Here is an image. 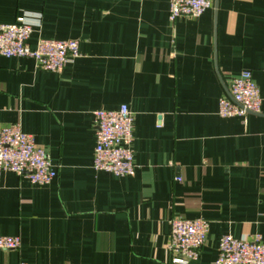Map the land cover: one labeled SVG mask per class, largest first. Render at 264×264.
<instances>
[{"label":"crops","instance_id":"1","mask_svg":"<svg viewBox=\"0 0 264 264\" xmlns=\"http://www.w3.org/2000/svg\"><path fill=\"white\" fill-rule=\"evenodd\" d=\"M169 0H0V22L26 15L40 38L77 39L60 73L0 56V126L19 123L57 175L39 185L0 175V236H19L0 264H177L169 219L202 218L195 260L212 264L223 234L264 239V0H212L197 18H168ZM249 70L257 113L217 114ZM133 113L135 172L92 167L93 112ZM175 176L181 180L176 181Z\"/></svg>","mask_w":264,"mask_h":264},{"label":"built area","instance_id":"2","mask_svg":"<svg viewBox=\"0 0 264 264\" xmlns=\"http://www.w3.org/2000/svg\"><path fill=\"white\" fill-rule=\"evenodd\" d=\"M212 0H169L168 18H197L210 8ZM32 24L26 15L11 23L0 22V56L29 57L38 67L60 73L64 66L78 57L77 39L40 38L34 47L27 39ZM262 99L249 70L233 77L228 95L218 99L217 114L222 117L257 113ZM95 145L92 167L115 176H132L135 172L132 143L133 113L126 104L116 109H99L93 112ZM11 171L43 185L56 177L57 171L44 147L37 145L31 134L22 132L19 123L0 126V175ZM180 181V176H175ZM167 248L173 253V263L184 264L195 260L206 241L208 223L202 218L186 219L172 216L169 219ZM19 236H0V249H16ZM18 264H27L19 261ZM212 264H264V239L259 234L233 237L223 234L218 240L217 255Z\"/></svg>","mask_w":264,"mask_h":264}]
</instances>
